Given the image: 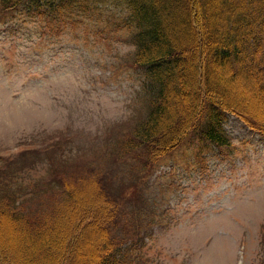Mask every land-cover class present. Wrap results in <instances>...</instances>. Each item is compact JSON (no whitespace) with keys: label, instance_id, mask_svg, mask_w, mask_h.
I'll return each instance as SVG.
<instances>
[{"label":"rangeland","instance_id":"1","mask_svg":"<svg viewBox=\"0 0 264 264\" xmlns=\"http://www.w3.org/2000/svg\"><path fill=\"white\" fill-rule=\"evenodd\" d=\"M38 4L0 12V158L20 161L15 170L32 161L22 151L47 157L19 174L34 192L18 205L51 213L61 178L97 175L117 196L138 176V152L124 144L149 113V86L147 70L130 67L125 1L100 0L86 18L74 11L64 29L47 27ZM222 121L227 147L192 137L140 178V223L122 251L130 264H264V134L231 112Z\"/></svg>","mask_w":264,"mask_h":264},{"label":"trees","instance_id":"2","mask_svg":"<svg viewBox=\"0 0 264 264\" xmlns=\"http://www.w3.org/2000/svg\"><path fill=\"white\" fill-rule=\"evenodd\" d=\"M24 1L0 0V12ZM39 1L34 12L45 25L64 29L74 11L90 17L100 0ZM123 1L121 26L136 46L130 67L146 69L149 86V113L124 144L125 154L138 152V176L123 179L117 196L97 175L66 176L53 212H27L18 203L34 188L19 174L47 157L22 151L17 157L32 161L15 170L20 161L0 158V264H130L122 251L140 223L131 208L142 196L140 178L192 137L227 147L224 112L264 134V0Z\"/></svg>","mask_w":264,"mask_h":264}]
</instances>
